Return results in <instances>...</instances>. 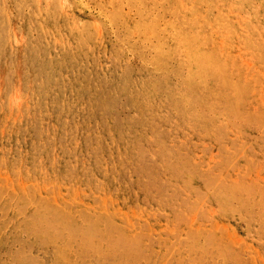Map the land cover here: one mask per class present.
<instances>
[{
  "label": "rangeland",
  "instance_id": "obj_1",
  "mask_svg": "<svg viewBox=\"0 0 264 264\" xmlns=\"http://www.w3.org/2000/svg\"><path fill=\"white\" fill-rule=\"evenodd\" d=\"M0 264H264V0H0Z\"/></svg>",
  "mask_w": 264,
  "mask_h": 264
},
{
  "label": "bare ground",
  "instance_id": "obj_2",
  "mask_svg": "<svg viewBox=\"0 0 264 264\" xmlns=\"http://www.w3.org/2000/svg\"><path fill=\"white\" fill-rule=\"evenodd\" d=\"M202 40V39H201Z\"/></svg>",
  "mask_w": 264,
  "mask_h": 264
}]
</instances>
